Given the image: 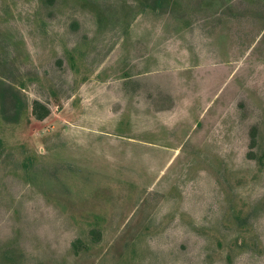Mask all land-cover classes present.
<instances>
[{"label": "rangeland", "instance_id": "374dc122", "mask_svg": "<svg viewBox=\"0 0 264 264\" xmlns=\"http://www.w3.org/2000/svg\"><path fill=\"white\" fill-rule=\"evenodd\" d=\"M0 88V264H264V0H0Z\"/></svg>", "mask_w": 264, "mask_h": 264}, {"label": "trees", "instance_id": "16d2710c", "mask_svg": "<svg viewBox=\"0 0 264 264\" xmlns=\"http://www.w3.org/2000/svg\"><path fill=\"white\" fill-rule=\"evenodd\" d=\"M5 93H8V96L11 99V102L14 106V111H16V108L20 107L19 100L17 99L15 92L11 89H3L0 88V98H1V103L3 101V97ZM32 115L34 116L35 119L37 120H43L47 114H48V109L43 107L38 101H34L32 103ZM257 162L260 167L264 168V152L257 158Z\"/></svg>", "mask_w": 264, "mask_h": 264}]
</instances>
